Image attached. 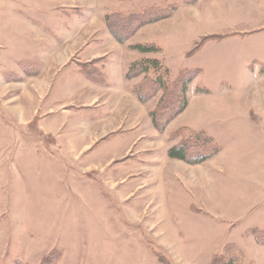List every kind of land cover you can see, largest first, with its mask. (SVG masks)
Here are the masks:
<instances>
[{"label":"rangeland","instance_id":"rangeland-1","mask_svg":"<svg viewBox=\"0 0 264 264\" xmlns=\"http://www.w3.org/2000/svg\"><path fill=\"white\" fill-rule=\"evenodd\" d=\"M183 3L0 0V264H39L54 250L56 264H210L230 243L242 249L245 264H264V243L257 241L264 240V28L246 26L264 24V0ZM172 5L178 8L171 17L143 25L126 42L157 45L148 56L160 59L171 78L193 73L187 107L163 132L150 123L161 90L141 107L122 100L110 117L131 107L142 123L132 125L130 115L83 155L63 149L58 136L67 130L74 139L90 122L85 114L106 108L73 112L60 129L57 114V135L39 130L31 112L22 114L35 104V86L53 80L51 98L60 103L85 70L69 63L55 78L47 74L65 61L47 69V60L30 54L48 49L50 39L51 49L52 39L85 36L98 26L89 24L96 9L102 20ZM20 18L30 23L18 24ZM211 35L192 55L194 44ZM18 66L43 76L27 83ZM141 76L130 79L133 86ZM198 131L214 139L217 154L195 165L167 156Z\"/></svg>","mask_w":264,"mask_h":264},{"label":"crops","instance_id":"crops-1","mask_svg":"<svg viewBox=\"0 0 264 264\" xmlns=\"http://www.w3.org/2000/svg\"><path fill=\"white\" fill-rule=\"evenodd\" d=\"M195 3L191 5H194ZM259 8H262V6H259ZM92 9L95 10V8ZM251 10H254L256 13L254 8ZM93 12L95 13L93 14L94 16L90 17L92 19L89 24L92 25L94 21H96L98 26L94 27L90 25L92 28L90 27L88 29V32L85 36L72 39H52L51 49L50 39L48 41V49L44 50L43 52L30 54V58L33 60H40L41 58L43 61L47 60V69L50 66H54L55 62L57 61H65V63H61V67L57 71H44L51 75V77L53 76V78H55V75L69 63H74L85 68V70H83L81 73L82 76L80 75V80H78V83L75 84L74 88L72 89V97L69 99L62 97V101L60 103L54 102L51 98V94L53 93L54 89L51 88L53 80L49 81L47 79L45 86H35L34 89L37 90L38 95L35 99L34 106H31V111L25 107H22V114L26 115L27 112H31V120L33 123H36L39 130L44 128L49 130L53 135H57V128H53V122L57 114L61 118V122L58 126V129H60L71 122L73 112L106 108V110L103 112H88L85 114L87 117L86 120H90V122L85 123V127L81 126V131L74 139L68 137L69 132L67 130H64L61 135L58 136V140L63 143L61 145L63 149L66 147L67 150L76 152V154L80 155H83L94 149V146L100 139H103L110 134L119 132L121 129L120 126L126 123V120L130 115H132V125L137 126L142 123L141 120H144L141 116L136 117L135 112H137V110L131 107L125 108L121 115H118L119 118L110 117L113 116L115 112L117 113V109L119 106H121L122 100L124 99L133 101L136 103L135 105H138L139 107L142 105V103L137 99L136 95L132 91L133 82L125 77L131 62L137 59V52L135 54V51L130 50L125 44L118 43L105 27L106 25H104L102 21L105 17L103 16L104 18L101 20V17H96L98 10L96 9ZM31 19L35 21L37 17ZM17 22L18 24L23 22L30 23L29 20L25 18H20V20ZM2 25L6 28L4 21ZM246 26L251 28L249 29L250 31L255 29L262 30V28H264V24L262 23ZM243 28L244 27L241 26L239 29ZM62 44H68L71 46V48L69 46L59 47ZM61 49L64 50V52H61ZM127 55L132 56H129L127 59ZM18 68L19 72L27 76L29 79L25 81L27 83L30 81L32 84L34 82H38V80H40L43 76L34 77L37 75V73H30L27 69L24 71L20 66H18ZM93 71H98L100 76L97 77L92 75L91 72ZM21 79L23 78L15 81L20 82L22 81ZM124 104L128 105L124 102L122 107ZM126 109H128L127 113L125 112ZM94 125L99 126L97 131L91 128V126ZM141 137V133L136 135L134 139H132L130 146H132V144L135 145ZM48 139H50V137H48ZM144 153L151 152L146 149ZM136 170L138 171V169ZM144 170H149V168H144Z\"/></svg>","mask_w":264,"mask_h":264},{"label":"trees","instance_id":"trees-1","mask_svg":"<svg viewBox=\"0 0 264 264\" xmlns=\"http://www.w3.org/2000/svg\"><path fill=\"white\" fill-rule=\"evenodd\" d=\"M196 1L184 0L183 4H193ZM177 8L178 6L172 5L164 9L153 8L127 14L116 12L110 16L106 15L104 19L107 30L118 43L126 44L130 50H134L142 55L131 62L125 74L127 79L143 75L140 82L133 86V92L137 99L141 103H145L158 90H161L156 107L150 111L152 126L159 132H163L166 126L187 107L188 88L189 83L193 79V73L184 70L178 73L175 78H171L169 69L160 59L148 56L149 54L158 53L159 47L157 45L147 42H137L134 44L126 42L140 27L171 17ZM213 38H215L213 35L201 37L194 44L192 55L196 54L206 41ZM167 79L171 80L170 84H168ZM175 84L178 85L177 89H174ZM217 152L218 149L214 144V139L205 135L204 131H198L183 138L168 149L167 156L184 161L187 164L195 165L201 164L217 154ZM256 232L259 233V231L254 230V234ZM261 235L264 237L263 234ZM257 241L260 244L264 243V240L259 238H257ZM59 256L60 252L51 251L41 259L39 264H56ZM210 264H245L243 251L234 243L227 244L222 253L216 255Z\"/></svg>","mask_w":264,"mask_h":264}]
</instances>
